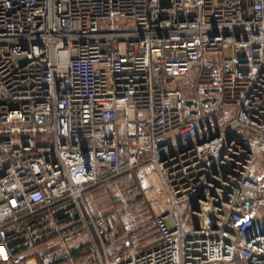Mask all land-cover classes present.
I'll use <instances>...</instances> for the list:
<instances>
[{"label":"built area","instance_id":"obj_1","mask_svg":"<svg viewBox=\"0 0 264 264\" xmlns=\"http://www.w3.org/2000/svg\"><path fill=\"white\" fill-rule=\"evenodd\" d=\"M149 173L160 242L110 255L90 218L89 259L264 264V0H0V264L12 225Z\"/></svg>","mask_w":264,"mask_h":264},{"label":"rangeland","instance_id":"obj_2","mask_svg":"<svg viewBox=\"0 0 264 264\" xmlns=\"http://www.w3.org/2000/svg\"><path fill=\"white\" fill-rule=\"evenodd\" d=\"M151 179H154L153 184H148ZM58 206L45 215L40 221L42 228L36 232H30L27 227L20 229L22 238H35L27 244L29 250L23 254L26 264H96L89 259L90 255L82 261H76L73 255L74 250L93 245L95 238H91L89 231L90 218L107 219L115 243L108 249L110 255L113 249L116 250V244L124 246L133 241L136 249H148L158 240L155 238L158 236L155 216L165 210L162 186L156 176L150 175L145 180L136 176L113 181L100 189L89 190L78 204L71 202ZM58 211L66 212L74 221L70 224L57 222ZM195 220L190 218L189 224L194 225ZM56 235L58 237L49 242L38 244V241Z\"/></svg>","mask_w":264,"mask_h":264},{"label":"trees","instance_id":"obj_3","mask_svg":"<svg viewBox=\"0 0 264 264\" xmlns=\"http://www.w3.org/2000/svg\"><path fill=\"white\" fill-rule=\"evenodd\" d=\"M59 206H56L54 208H57ZM52 208V209H54ZM50 210H45L40 212L37 216L35 217H31V218H26L22 224L23 226L26 228H29L28 230H30V232H36L38 229L42 228V225L40 221H42L45 217V215L51 211ZM57 222L59 223H64V224H70L74 221V219H72L69 214H66V212H62V211H58L57 215L55 216ZM16 234V233H15ZM13 233H9L8 232V236L9 238L12 240L11 243V248L13 250V253L16 255L22 254V253H27V251L29 250V246H27V244L35 238H22L21 237V233L17 234L18 238H13L16 235ZM58 237L57 235L55 237H48L46 239H42L40 241H38V244H45L47 242H49L50 240H52L53 238ZM95 253V249L93 247V245H86V246H82L80 249L78 250H74L73 255L74 258L77 260H86L87 257L91 254Z\"/></svg>","mask_w":264,"mask_h":264},{"label":"crops","instance_id":"obj_4","mask_svg":"<svg viewBox=\"0 0 264 264\" xmlns=\"http://www.w3.org/2000/svg\"><path fill=\"white\" fill-rule=\"evenodd\" d=\"M148 175H150V176H156L155 174H153V173H149ZM157 177V176H156ZM158 178V177H157ZM152 181L151 182H148V184H153V180L154 179H151ZM107 185V184H106ZM103 186H105V185H103ZM103 186H101V187H99L98 189H100V188H102ZM24 226H23V224L22 223H18V224H14V225H12L11 227H10V231H9V233L11 234V233H13V234H15L16 236L15 237H13V238H18V236H17V234H19L20 233V229H22ZM123 238H125V237H123ZM123 238H119V239H123ZM155 238H158V240L155 242V243H153V245H156V244H158L159 242H160V236L158 235L157 237H155ZM134 244H135V241H133V242H131V243H126L124 246H122L121 244H116V246H114V247H116V250H112V248H111V250H112V255H114V254H116V253H123V252H128V251H130V250H133L136 246H134ZM114 245H115V243H114ZM122 246V247H121ZM93 247H94V245H93ZM112 247V246H111ZM95 249V248H94Z\"/></svg>","mask_w":264,"mask_h":264},{"label":"water","instance_id":"obj_5","mask_svg":"<svg viewBox=\"0 0 264 264\" xmlns=\"http://www.w3.org/2000/svg\"><path fill=\"white\" fill-rule=\"evenodd\" d=\"M203 92H204V94L208 95V94H210L211 92H215V91L204 90ZM209 101H210V99H205V100L202 101V104H203L204 106H206L207 103H208ZM216 101H217L216 99L211 100L212 103H215ZM193 103H194V102L191 101V100H186V101L184 102V104H185L188 108H190V107L193 105ZM189 114H190L191 116L195 117V116L198 115V112H197V111H190ZM42 118L45 119V120H48V119H49V116H48V115H44V116H42ZM261 179L264 181V175L261 177Z\"/></svg>","mask_w":264,"mask_h":264}]
</instances>
